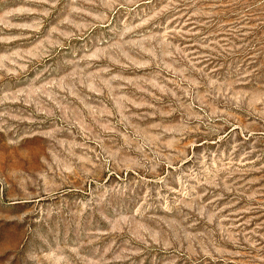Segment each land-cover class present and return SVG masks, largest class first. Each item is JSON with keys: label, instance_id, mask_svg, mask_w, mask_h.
Listing matches in <instances>:
<instances>
[{"label": "rangeland", "instance_id": "374dc122", "mask_svg": "<svg viewBox=\"0 0 264 264\" xmlns=\"http://www.w3.org/2000/svg\"><path fill=\"white\" fill-rule=\"evenodd\" d=\"M0 264H264V0H0Z\"/></svg>", "mask_w": 264, "mask_h": 264}]
</instances>
